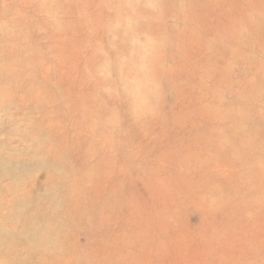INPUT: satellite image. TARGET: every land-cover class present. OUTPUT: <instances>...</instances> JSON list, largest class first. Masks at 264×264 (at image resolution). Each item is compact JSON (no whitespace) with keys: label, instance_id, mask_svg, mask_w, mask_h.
I'll use <instances>...</instances> for the list:
<instances>
[{"label":"rangeland","instance_id":"obj_1","mask_svg":"<svg viewBox=\"0 0 264 264\" xmlns=\"http://www.w3.org/2000/svg\"><path fill=\"white\" fill-rule=\"evenodd\" d=\"M159 1L0 0V67L16 76L0 81V264H201L237 237L264 258V187L246 185L264 148L242 152L264 118V57L258 70L243 59L264 54V37L206 49ZM237 102V149L202 160L193 131L217 129ZM223 174L241 181L226 191ZM138 197L151 216L134 210ZM173 217L179 255L162 241ZM243 258L233 246L219 261Z\"/></svg>","mask_w":264,"mask_h":264},{"label":"bare ground","instance_id":"obj_2","mask_svg":"<svg viewBox=\"0 0 264 264\" xmlns=\"http://www.w3.org/2000/svg\"><path fill=\"white\" fill-rule=\"evenodd\" d=\"M158 4L160 5V9H159L160 17L163 20H167L171 17L175 19H180L183 23L185 20L186 24L191 25L190 29L192 30L194 35L199 38V42H201L204 45V48L209 49V50H214L217 42L223 40L224 38L227 39L225 42L226 46L229 45L230 42L236 43L239 46H242L245 42L250 43L253 40H256L259 35L264 37V0H160ZM122 8L123 7H121V10ZM129 11H132V10H129ZM128 14L129 13H127V15ZM143 15H144V18H147V16L148 18L150 17V15H148L145 11ZM140 17L143 18V16H140ZM128 23L131 24L130 22ZM137 23L135 24L136 26H137ZM175 30H177V28ZM150 32L155 34L159 32V29H154L152 27ZM166 37H165V40H166ZM171 39L173 38H170V40ZM171 42L172 41H170V43ZM167 45H170V44H167ZM259 48L260 50L263 51L262 46H260ZM259 53L261 55L260 56L255 55V58H253L251 55L245 57L243 59V62L252 64L254 60V66H256L257 67L256 70H258L263 65L262 58L264 57L263 52H259ZM6 57L7 55H6L5 50L2 47H0V63L4 62ZM15 77L16 76L14 74H11L9 71V64L7 66L0 67V81L3 82V86L4 84H7L9 81H12ZM5 96L2 95L3 98ZM216 102H218V98ZM226 107H228V109H226ZM226 107H225L226 110L224 111L223 116L220 119V122L217 121V124H216L217 129H214L212 125L208 127L209 124H200V125H197V127L199 126L201 129L207 130L208 132L198 131L197 128L193 131L195 133L194 145L199 149L198 155L202 160H204L202 157L204 153L208 155L207 159H211L213 157L212 151H215V150L223 151V148L225 147L226 149L229 148L228 150H225V151L232 153L237 149L235 137L237 134H239L242 131L240 127L239 117H240V113L245 111L247 107L243 103H238V102L234 104H228L226 105ZM259 121L261 122L260 131L258 133H252V134L250 132L247 133L248 137L245 138L244 141L242 142V144L245 146L244 148H242V152L245 155H249L250 153L254 151H258L257 147L260 144H262V147L264 148V118H260ZM247 134H244V135L246 136ZM220 140H224V141L221 142ZM9 162H11V160ZM182 166L185 167V169L187 168L186 164H183ZM224 166H227V165H224ZM227 176H225L224 174L222 175L224 189L226 191H232L234 189V183L232 182L231 178H234L235 183L237 184L238 181H241V177H236L233 174H230V176L228 177ZM255 178L256 179L254 180L250 172L247 173L246 185L251 188H255L257 186L264 187V170H260L256 172ZM176 179H178V177ZM214 180L215 178H213L212 182H214ZM59 183L60 182H53V185L55 186ZM165 189L164 187L154 186V192L152 191L154 193L153 197L154 196L156 197L157 195L164 196V193L169 195L168 193H170L172 189H170L168 193ZM239 189L246 191L244 187H240ZM245 195H247V197L249 198V201L252 202L247 191L245 192ZM171 197H172L171 199H168L170 200V205L171 204L177 205L178 204L177 202L179 200H177V198L174 199L173 196ZM159 200L161 201L162 199H160L159 197ZM135 202H134L135 205H133V207L135 208L133 209L135 211H142L143 213L149 214L151 216L150 211H149V209L151 210V208H148L149 205L147 206L145 204L148 202H146L144 198L138 197V199L136 198ZM171 216L172 215H170V217ZM171 220H172L171 222L172 224L170 225L168 223L167 224L172 228L170 230H171V233L174 234L175 237L174 239L172 237L166 238L167 240L163 238L162 241L163 243H166V244L164 245L162 244V245L165 248L174 250L177 254V252L180 251L179 249L180 248L182 249L184 246V229L183 230L181 229V228H184V223L180 218L174 219L173 217ZM158 232H159L158 234L161 236H168L170 233L168 226L165 227V225L160 227L158 229ZM244 238L246 240L251 239L250 237H247V236H244ZM233 246H235L238 250H241L244 254H246V259L244 260L243 258V264H264L263 254H258V255L255 254L252 249V246L249 243L242 242V237H237L234 240H229L224 246L214 249L213 251L209 252L205 257L202 256L200 258L201 264H221L219 261V258L227 250H229L230 248H233ZM147 247L149 249V246ZM163 247L160 249L163 250ZM158 259L163 261L162 258H158ZM166 264H170L169 261L166 262Z\"/></svg>","mask_w":264,"mask_h":264}]
</instances>
